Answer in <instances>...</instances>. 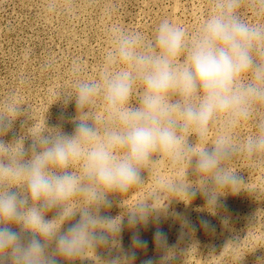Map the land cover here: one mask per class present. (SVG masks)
<instances>
[{
	"label": "clouds",
	"instance_id": "9594fccd",
	"mask_svg": "<svg viewBox=\"0 0 264 264\" xmlns=\"http://www.w3.org/2000/svg\"><path fill=\"white\" fill-rule=\"evenodd\" d=\"M244 3L211 0L194 33L168 19L151 39L113 24L94 77L80 78L82 65L72 62L76 79L61 92L75 103L72 134L45 127L28 135L27 149L23 137L5 141L24 111L13 94L0 102V264H61L110 246L124 219L101 209L112 206L110 194L145 184L152 166L176 175L157 178L128 210L129 225L164 195L200 192L212 208L244 184L230 161L264 157V0H249L255 20L241 15ZM57 7L46 0V11ZM249 121L255 131L238 140Z\"/></svg>",
	"mask_w": 264,
	"mask_h": 264
},
{
	"label": "rangeland",
	"instance_id": "374dc122",
	"mask_svg": "<svg viewBox=\"0 0 264 264\" xmlns=\"http://www.w3.org/2000/svg\"><path fill=\"white\" fill-rule=\"evenodd\" d=\"M210 6L211 0H58L57 11L50 13L46 0H0V102L13 94L24 111L3 139L23 137L27 149L28 135L45 127L73 133L75 103H65L61 94L76 79L72 62L80 61V78L94 77L113 24L140 31L148 39L164 19L194 33ZM240 13L248 20L257 18L249 0ZM254 131L255 121H249L236 137L242 140ZM230 167L244 184L225 189L215 207L209 208L200 192L187 200L164 195L153 205L158 209L129 225L128 210L146 198L157 178L176 175L150 167L145 184L122 196L110 194L112 206L101 209L102 216L124 219L110 246L98 248L96 254L89 248L80 259L61 264H107L113 257L121 264H264V157L240 154ZM188 179H194L191 171ZM80 202L77 198L76 205Z\"/></svg>",
	"mask_w": 264,
	"mask_h": 264
}]
</instances>
